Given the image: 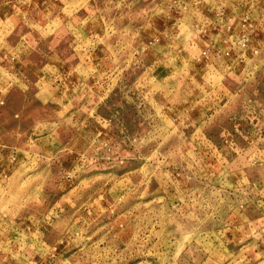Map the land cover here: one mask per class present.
<instances>
[{
    "label": "rangeland",
    "instance_id": "obj_1",
    "mask_svg": "<svg viewBox=\"0 0 264 264\" xmlns=\"http://www.w3.org/2000/svg\"><path fill=\"white\" fill-rule=\"evenodd\" d=\"M0 264H264V0H0Z\"/></svg>",
    "mask_w": 264,
    "mask_h": 264
}]
</instances>
